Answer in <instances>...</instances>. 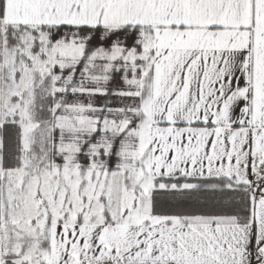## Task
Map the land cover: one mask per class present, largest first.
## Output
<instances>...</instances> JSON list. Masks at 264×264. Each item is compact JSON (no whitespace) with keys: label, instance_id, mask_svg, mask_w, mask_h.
I'll list each match as a JSON object with an SVG mask.
<instances>
[{"label":"snow or ice","instance_id":"obj_1","mask_svg":"<svg viewBox=\"0 0 264 264\" xmlns=\"http://www.w3.org/2000/svg\"><path fill=\"white\" fill-rule=\"evenodd\" d=\"M0 264H264V0H0Z\"/></svg>","mask_w":264,"mask_h":264}]
</instances>
